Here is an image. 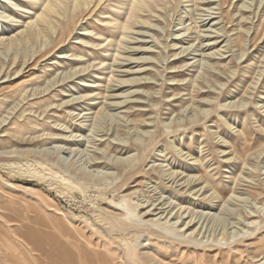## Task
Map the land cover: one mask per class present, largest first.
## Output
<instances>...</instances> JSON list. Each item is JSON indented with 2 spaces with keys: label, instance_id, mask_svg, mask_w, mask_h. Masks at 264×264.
<instances>
[{
  "label": "rangeland",
  "instance_id": "rangeland-1",
  "mask_svg": "<svg viewBox=\"0 0 264 264\" xmlns=\"http://www.w3.org/2000/svg\"><path fill=\"white\" fill-rule=\"evenodd\" d=\"M34 3L0 0V264L27 232L124 260L127 239L133 264H264V0L133 4L115 37L100 30L132 3L103 0L48 55L50 37L11 46ZM116 205L185 239L126 236Z\"/></svg>",
  "mask_w": 264,
  "mask_h": 264
},
{
  "label": "bare ground",
  "instance_id": "bare-ground-1",
  "mask_svg": "<svg viewBox=\"0 0 264 264\" xmlns=\"http://www.w3.org/2000/svg\"><path fill=\"white\" fill-rule=\"evenodd\" d=\"M150 1L151 0H130V2L132 3V10L129 13L131 16L130 19L126 23H124L123 20H121V17H120L121 14L120 13L113 14L112 19L110 20V23L108 25V29L103 28L100 30V32L102 34H105L106 32L110 31L111 32L110 36L115 37L114 34L118 30L133 29V22H132L133 16H134L133 4H134L135 12L138 13L140 11H143L145 6L148 5V3ZM24 2H29L30 6H31V5H36V3H34V2H37V0H24ZM102 2H103V0H42V3L40 5V8L42 9L41 13L39 11H36L33 14V16L30 17V19H32V20L29 23L25 24L26 27L23 25V27H25V31H22L19 36H17V37L14 36V38L10 39V42L12 44L11 46H16V44H18V43L27 42L30 40H36L38 38L41 39L43 37L44 38L50 37V39L53 40V42H52L53 44L47 45L46 47H44L45 49H41L39 51V53H42V54L46 53L45 55H48V54L52 53L53 51H56L58 49L60 50L63 47V45L66 43V41L73 35L74 31L76 30L79 23L81 22V18H83V19L86 18L91 12L95 13V10L101 5ZM121 3H124V2H121ZM27 11H29V10H27ZM140 13H142V12H140ZM144 24H146V22H144ZM88 31H90L89 28L83 29L82 36L86 37L89 40L93 39V37H91V35H90V37H87L90 34ZM55 34H56V37H54ZM112 43L113 44H111V46H116V42L114 40ZM242 53H243V56L246 54L244 49H243ZM21 128H23V127L20 126L19 129H21ZM16 131H20V130H16ZM44 155L46 157H48L49 154L47 155V153H44ZM124 168H125V166H124ZM136 173L137 172L133 173V175H135ZM129 174H132V173H129ZM128 176H130V175H128ZM48 186L52 187L53 184L51 183ZM204 202H206V201H203V203ZM119 206L120 205H116V209H118L119 211H123L125 213L124 216L126 217V218H124V220L120 219V221L123 225V228H124L121 230V231H123L122 234H125L126 232H129V233L132 232L133 233L134 228L135 229L137 228V230H136L137 232L142 231V229L148 230L146 228H147V226H149V227L153 228L152 229L153 231H154V228H157L158 230H160L161 232L157 231L155 229L156 233H158L160 235L176 236V238L178 237L179 239H182V240L185 239L184 234L180 235V232L177 231L178 228L176 230H174L173 227L172 228H170L168 226L166 227L167 224H162V223L156 224V223H154V221L150 222L151 224L143 223L138 218L136 219V217L134 215V211L136 209H133V210L128 209L125 212V209L122 207H119ZM178 214L182 215L181 213H178ZM133 218H135L134 219L135 221L133 220ZM165 218H167V217H165ZM180 218H182V216L178 217V219H180ZM196 224L197 223H195L194 219L192 218L189 222L183 221L182 225L179 228H181V230L185 233L190 231L189 237L191 238V236H193L195 234V232L197 231V228H194L196 226ZM251 224L255 225L256 221L251 222ZM153 226H155V227H153ZM19 235H20V238L24 241L25 246L28 247L27 249H31V253L28 254L29 255L28 256L27 255V252H28L27 249L24 250L22 253L23 259H21V256L18 259H16V258L13 259V258L7 256V254L4 255V258H6L9 261L14 262L15 264H33L31 262V258H30V257H32V256H30V255H32V252L35 255V256L33 255L35 257L33 259H35L36 264H126L127 261H129L130 264H133L132 263L134 261L133 259H135V262H138L137 258H133V255H134L133 252L135 251V249L138 248V244L137 243L133 244L131 242L129 243V241L127 239L120 240V241H122V243L125 244L126 249H127V253H128L127 254L128 257L126 256V260H124V258H121V257L119 258L117 256V254L112 249L111 244L109 242L107 243L106 241H103V240L102 241L100 240L101 243H98L97 246H93L90 244V247H86L85 246L86 244H82V243H80L81 242L80 241V242H69L70 247H67L65 244H61V243L54 244L52 246L49 243L44 242V240H42L41 238L37 239L36 238L37 236H34V234L30 233V232H27L25 236L22 234H19ZM125 235L127 236V234H125ZM123 236L124 235H122V237ZM226 237H228V236L224 235L223 239H227ZM171 239L173 240V238H171ZM22 244H23V242H22ZM54 247H56L57 249ZM96 249H98V250H96ZM153 258H154L153 255L150 256L149 254L141 257L142 261H145V262H147V260H151ZM12 262H10V263H12ZM138 263H140V262H138ZM142 264H144V263L142 262ZM145 264H148V262Z\"/></svg>",
  "mask_w": 264,
  "mask_h": 264
}]
</instances>
